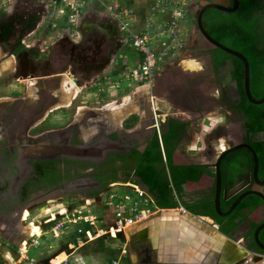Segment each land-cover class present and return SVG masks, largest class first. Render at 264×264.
Listing matches in <instances>:
<instances>
[{
	"label": "flooded vegetation",
	"instance_id": "flooded-vegetation-1",
	"mask_svg": "<svg viewBox=\"0 0 264 264\" xmlns=\"http://www.w3.org/2000/svg\"><path fill=\"white\" fill-rule=\"evenodd\" d=\"M2 41L0 46L6 45L4 39ZM78 48L63 41L47 53L37 55L33 53L36 48L15 45L13 51L16 52L18 63L11 75L13 84L9 92L5 90L0 93V235L10 239L12 244L1 237L0 242L16 250L20 256L19 247L26 246L29 235L33 237L31 229L26 230V222L40 206L62 200H77L79 204L90 201V204H94L113 187L139 189L134 178L141 166L171 171L168 154L165 157L162 152L161 161L155 148V105L150 94L138 95L136 100L133 98L127 104V101L116 105L103 100L85 102L79 97L82 90L78 84H75L76 87L74 82L71 85L72 81L66 73L51 70V64L56 62L53 58L56 50H67L66 56L70 55L73 61ZM22 51L33 57L32 71L20 69L18 53ZM44 64V69L38 68ZM76 80L78 83L79 79ZM157 81L151 86L154 89L158 86ZM180 101L191 119L197 120V114L201 112L195 103L188 98H180ZM125 108L129 109L123 112ZM127 115L130 117L124 121ZM170 119V115H164L162 134L168 132ZM189 123L191 125L193 122ZM242 126L244 122L242 125L238 122L232 125V137L238 138L236 145L252 146L253 142H264V139L252 141ZM231 134L229 131L228 136ZM261 135L264 133L257 136ZM183 136L186 141L188 132H184ZM158 139L161 141L159 135ZM173 145L174 162H188L186 152L179 147L180 140L173 141ZM70 147L87 150V156H45L48 151L64 152ZM226 165V170L228 166L231 167V163ZM231 168L234 174L239 166L236 163ZM242 179L240 183L243 191L232 196L236 189L225 190L222 198L227 201L249 190L264 194V186L257 185L249 177ZM154 208L162 210L156 206ZM57 216L59 218L53 215L52 219L44 223L49 224L50 228L70 224L71 221L63 217L65 214L58 212ZM78 219L81 220L80 217ZM210 219L211 222L207 221V224L221 232L222 226ZM256 229L251 225V220L246 219L226 235L253 254L254 260L248 264H254L257 256L264 255L254 240ZM152 250L150 244H136L130 248L132 264L133 258L138 262H145L148 258L156 260V253ZM58 259L59 256L53 257L50 264H56Z\"/></svg>",
	"mask_w": 264,
	"mask_h": 264
},
{
	"label": "rangeland",
	"instance_id": "rangeland-1",
	"mask_svg": "<svg viewBox=\"0 0 264 264\" xmlns=\"http://www.w3.org/2000/svg\"><path fill=\"white\" fill-rule=\"evenodd\" d=\"M203 1L204 0H185V3L194 6V14L189 10L186 12V9L180 7V5L177 6L175 2L172 3L170 8L183 9L182 11H185V18L188 13L192 16V24H190L188 36L186 38L187 42L180 48L181 54H185L186 59H184L185 62L180 61V63L175 64V62L179 60V57H175L173 61L175 65H170V77H165L167 73H164L163 70L165 69L164 67L162 68L161 74L157 77L159 92L157 93L154 91L152 94L155 95L157 99L161 96L165 98L166 94L168 95V92H171V88L169 89L163 86H165V84L168 85L169 80L173 78V82L176 81L179 85L190 84L192 86L191 95L193 97L195 94L197 95L198 103L201 102L210 105L207 106L208 109L210 108L209 111L215 108L219 109L217 108L218 104L215 99L216 97L219 98L221 103L220 110L222 112H219L220 110L216 112V114L213 115V120L210 117L202 121L197 132H192L191 134L192 147L196 148V153H198L196 160L203 163L212 162L214 164L224 150L238 143V138L232 137V125L237 122L243 123V120L240 119L234 111H230L226 101L222 102L223 92L227 89L233 100L238 99L237 89L230 75L232 61H229L226 67L220 69L217 78H213L211 75V57L209 54H206V52L213 48L203 39L197 27V18L200 11L198 5L199 3H203ZM108 14V19H103L96 14L92 18L86 17L84 23H80L78 18L72 22L73 25L70 30L69 38L66 41L71 45L79 46L73 61L70 55L66 56L67 50L58 49L53 55L56 62L55 64H51V70L55 73H66L67 76L73 80L79 79L78 85L76 84L81 87L79 89L82 90L79 97L85 102L103 100L105 102L117 104V101L131 96V93L135 91L134 87L122 86L124 82L123 78L113 77V59L119 52L121 46L118 43L121 31L118 20L110 14V11ZM178 14L182 15L181 12ZM183 16L184 15L181 16L180 20L184 19ZM6 24L8 25V23ZM13 24L15 26V22H13ZM5 26H2L3 32L6 31ZM93 28H96V31L92 32ZM155 30L158 31L159 29ZM102 32H104L105 35H101ZM175 32L181 34L180 29ZM164 37L169 41L173 40L169 34H165ZM3 39L4 41L7 40L4 36L0 35L1 43ZM17 42L18 40L15 38L8 39L6 45L0 46V93L5 90L6 92L11 90L13 84L11 69L17 67L18 63L15 56L11 54L16 55L13 48H15ZM156 43L158 45L159 41L157 40ZM68 48L71 49V47ZM47 52L48 50L45 51V53ZM18 55L20 58V69H23V71H32L34 69L31 61L33 57L23 51ZM170 55H173V53ZM190 63H195V65ZM44 67L45 64L38 68L44 69ZM129 82L131 84H136L131 81ZM73 85L75 86V84ZM140 88L153 89V87H147V85H140ZM207 100H209L210 103H207ZM168 103L170 102H158V106L163 111L164 115L177 114L181 116L180 110L171 107ZM242 128H244V126H242ZM229 131L231 134L230 136H228ZM258 139H264V135L252 137L251 140L257 141ZM208 150H213L215 152V156L211 161L207 158L206 152ZM248 160L245 156H235L228 164L231 163L232 167L237 163L239 166L238 171L244 172L247 169ZM138 193L139 192L135 189L117 186L109 190L94 204H90V201L88 203L79 204L77 200L66 202L62 200L51 203L50 205L45 204L44 206H40L26 222V224L28 223L26 230L28 231L31 229L35 237L29 240L26 246L21 250L19 260H15L9 252L5 253L0 249V264H40L56 256H59L56 264H60L65 259H67L68 264H111L112 262L117 264H132L126 233L114 232L115 201L118 197V200L121 202L122 198L128 195L141 197ZM114 196L116 197L113 198ZM146 207L147 204L144 205V208ZM58 212L63 213V215L65 214L63 217L71 222L64 228L53 231L52 229L58 226L50 228L47 226L48 224L46 225L44 222L52 219L53 215L59 218V216H57ZM79 217L81 220L78 219ZM112 225L113 233L110 232Z\"/></svg>",
	"mask_w": 264,
	"mask_h": 264
},
{
	"label": "trees",
	"instance_id": "trees-1",
	"mask_svg": "<svg viewBox=\"0 0 264 264\" xmlns=\"http://www.w3.org/2000/svg\"><path fill=\"white\" fill-rule=\"evenodd\" d=\"M239 2V10L233 14L216 9L208 10L203 16V26L215 41L240 52L247 58L251 70V95L253 99L261 100L264 98V0H239ZM209 3L220 4L227 8L233 7L234 4L233 0H204L198 6L201 10ZM206 54L211 57L210 68L213 78H217L220 69L232 61L230 75L236 83L238 99L233 100L227 89L223 92L222 102L226 101L230 111H234L243 120L246 134L250 139L264 133V104L254 105L247 99L243 62L218 48L207 51ZM169 125L168 132L163 134V145L168 154L170 176L165 168L157 171L152 166H141L134 178V183L138 185L139 189L151 197L154 206L162 210H174L181 205L175 198L172 184L177 190H201L206 187L215 188L216 183L215 177L212 181L209 180L210 176L206 166L190 165L184 160L180 163L174 162L173 150L175 147L173 141L181 140L180 134L185 125L175 120H170ZM155 144L162 161V146L157 134ZM252 147L260 159L259 178L264 179V142H253ZM235 156H245L247 160L249 159L247 168L249 171L253 170L252 155L248 150L241 149L226 157L222 162L224 178L226 176V163ZM238 169L235 170L239 173L235 172L234 175L242 173ZM225 190H227V186L224 180L223 191ZM214 198L215 193L195 204L186 203L184 207L196 216L212 218L222 226L221 232L224 235H229L242 220H251V225L255 229L264 222V202L256 196L246 198L227 218H221L217 215ZM237 198L238 195L226 201V198L223 197L221 201L222 210H229ZM259 238L264 244V231Z\"/></svg>",
	"mask_w": 264,
	"mask_h": 264
},
{
	"label": "crops",
	"instance_id": "crops-1",
	"mask_svg": "<svg viewBox=\"0 0 264 264\" xmlns=\"http://www.w3.org/2000/svg\"><path fill=\"white\" fill-rule=\"evenodd\" d=\"M115 0H82L81 2V9L77 12L78 14V21L80 23H84V19L86 17L92 18L94 15L108 19L109 10L111 6L114 5ZM163 1L167 0H120L119 4L121 5L122 9L125 12H128L130 16V24L132 26L133 31H141L147 28H156L160 29L163 24L166 22L167 18L175 17L177 21H179L178 29L181 30L184 37L187 38L188 36V29L190 28V24H192L191 19L192 16L188 13L187 17L185 18V14L181 13L183 16V20L181 19L180 11L183 9H173L170 8L167 14L162 13H155L154 7ZM176 3L177 6L186 9V12L192 11L193 14L195 13V8L192 5L185 3V0H172ZM64 0H0V35L4 36V38L8 39H17V45L25 46L27 48H36L35 52L37 55L45 53V51L52 49L56 45L60 44L63 41H66L69 38L70 30L73 25L72 17L74 16V12L70 9L66 10L64 15H59L58 10L63 7ZM10 17H9V16ZM9 17V19H8ZM13 18V19H10ZM10 21V23H9ZM181 21V22H180ZM15 22V26L13 24ZM8 23V25L6 24ZM7 25V26H5ZM17 25V26H16ZM2 26H5L6 31L3 32ZM96 28L92 29V32L96 31ZM106 32V31H104ZM102 32L101 35H105ZM9 35V36H8ZM120 39L118 43L120 46L119 52L115 55L113 59V77L123 78L124 82L122 86L125 87H134L135 91L131 93V96L127 98H123L120 101H117V104H126L131 99H137L138 95H151L154 91L157 93L159 92V87L157 86L156 89H147V88H140L142 84H131L127 79L129 73L139 64H141V55L136 52L131 45L129 38L120 33ZM5 40V42L7 41ZM1 45V41H0ZM1 50V49H0ZM18 54H21L18 53ZM175 54V55H174ZM181 50L175 51L173 55H167L166 62H164V73H167L165 77H170V65L174 64L175 57H179V60L175 62V64L181 62H185L186 59L185 54H181ZM5 55V54H4ZM16 57V55H13ZM182 57V58H180ZM174 64V65H175ZM15 68H12L11 73H13ZM169 74V75H168ZM124 75V77H123ZM70 81L72 79L70 78ZM72 85V82H70ZM235 83V82H234ZM236 86V83H235ZM139 89H138V88ZM163 87L171 88V92H168L164 97H158V102L161 101H169L168 103L171 107L180 110L181 116L177 114H170L172 119L177 122L184 124V128L180 134V148L182 151H185L188 158V164L190 165H202L206 166L208 173H209V180H213L216 178V170H215V163L212 162H199L196 160V153L197 149L192 147L191 142V134L192 132H197L199 125L202 121L209 119L213 120V115L216 114L221 108V103L219 98H215L217 100V108L219 109H212L209 111L206 103L197 102V95L193 97L192 94V86L190 84H182L179 85L178 82L174 81L173 78L169 80L168 85L165 84ZM237 89V87H236ZM176 93V94H175ZM160 96V95H159ZM215 97V96H214ZM180 98H188L191 102L195 103L198 111L200 114H197V120H192L191 116L188 115L187 110L184 108L183 102L180 101ZM210 103L209 100L206 101ZM116 105V104H113ZM207 109V110H206ZM206 110V111H205ZM219 112H222L221 110ZM223 118V117H221ZM215 119V118H214ZM190 121L193 123L190 125ZM220 121V120H219ZM221 123V122H220ZM243 123H239V125ZM238 126V125H237ZM184 132H188V139L184 141ZM164 134V133H163ZM162 134V136H163ZM162 146V152L166 157V152L164 149L163 141H160ZM225 151V150H224ZM223 151V152H224ZM208 160H212L215 156V152L213 150H208L207 152ZM219 158V157H218ZM218 160V159H217ZM217 162V161H216ZM230 165V164H229ZM251 171L248 168L242 172L239 176H235L233 174V170L230 166L227 167L226 176L224 178L227 186V190L232 188L238 189L241 188L240 178L246 179L249 177V173ZM167 174L170 176L169 170H167ZM242 179V180H243ZM173 192L175 194V198L180 205L179 208L174 209L178 210L180 213H185L188 210L185 209L186 203L195 204L199 201H203L207 199L208 196H211L215 193V188L206 187L205 189L201 190H177L175 186L171 185ZM150 197V196H149ZM151 198V197H150ZM202 199V200H200ZM199 200V201H198ZM162 211V210H161ZM203 218L204 224L206 226H210L207 224V221L211 222L210 218H206L203 216H199ZM33 233V232H32ZM33 237L35 234L33 233ZM32 237V238H33ZM257 259L254 261V264H264V257L257 256Z\"/></svg>",
	"mask_w": 264,
	"mask_h": 264
},
{
	"label": "water",
	"instance_id": "water-1",
	"mask_svg": "<svg viewBox=\"0 0 264 264\" xmlns=\"http://www.w3.org/2000/svg\"><path fill=\"white\" fill-rule=\"evenodd\" d=\"M233 7L227 8L220 4L209 3L205 5L198 14L197 27L203 39L214 49L218 48L225 53L241 60L245 67V94L250 103L254 105H263L264 98L261 100L253 99L251 95V70L247 58L238 51L230 49L223 44L215 41L205 30L203 26V16L210 9H216L225 13L233 14L239 10V0H233ZM34 79L35 77H31ZM77 84V80L74 79ZM129 108L123 109L128 110ZM126 118H123L125 121ZM163 141V136L161 137ZM246 149L250 152L253 158V170L249 173V179H253L259 186H264V180L259 178L260 159L255 149L249 144H238L225 150L215 163L216 170V183H215V198L214 205L216 213L219 217L225 218L230 216L239 205L248 197L256 196L264 202V194L257 190H249L243 192L233 203L231 208L223 212L221 201L223 195V171L222 162L229 155L241 150ZM65 152V153H64ZM64 152L48 151L46 157L68 156L70 158L87 156V150L81 148L70 147ZM45 153V154H46ZM243 188L235 190L232 196L243 191ZM225 194V193H224ZM231 196V197H232ZM174 213V214H172ZM203 218L196 216L192 213H180L178 210H162L157 215L152 216L150 219L129 228L125 233L128 239L129 247L134 248L136 244H150L152 251L156 253V260L148 258L145 262H138L133 258L134 264H248L254 260L253 254L244 250L235 240L231 237L224 235L217 228L206 226ZM47 225V224H46ZM49 226V224L47 225ZM264 230V223L261 224L254 231V240L256 245L264 251V245L260 241V233ZM1 238L11 243L3 235ZM31 235L28 236L27 242L31 240ZM12 244V243H11ZM25 246H20L22 250ZM0 249L5 253H10L12 258L19 260L20 254L6 244L0 242ZM264 257V255H262ZM50 259L41 262L40 264H50Z\"/></svg>",
	"mask_w": 264,
	"mask_h": 264
},
{
	"label": "built area",
	"instance_id": "built-area-1",
	"mask_svg": "<svg viewBox=\"0 0 264 264\" xmlns=\"http://www.w3.org/2000/svg\"><path fill=\"white\" fill-rule=\"evenodd\" d=\"M12 0H10L11 2ZM120 0H116L114 5L109 8L110 14L119 22V28L123 35L129 38L131 45L134 50L141 55V64L136 66L128 75L127 79L136 84L147 85L151 87L157 77L161 74V70L164 67V61L169 54L180 50L182 46L187 42L183 33L175 32L178 31L179 21L175 17H170L166 20L163 26L156 31V28H147L138 32L133 31L130 24V16L128 12H125L121 5ZM82 0H64V5L58 10L59 15H64L67 9L74 12L72 17V22L78 18L77 12L81 9ZM172 1H163L158 3L154 7L155 13L167 14L170 7L172 6ZM173 8V7H172ZM183 13V11H180ZM171 35V41L165 39L164 35ZM157 35V36H156ZM159 38V39H158ZM157 40L159 44L157 45ZM164 71V70H163ZM151 101L155 105L154 107V124L153 128L161 138L162 136V123L164 120V113L158 106V101L155 95L151 94ZM138 194L141 197L135 196H125L122 198L121 202L118 197L115 201V223L114 232H126L129 228L136 226L146 220L150 219L152 216L157 215L161 210H156L152 199L144 191L136 188ZM114 196L113 198H115ZM111 199V196H110ZM147 207L144 208V205ZM152 206V207H150ZM61 226V227H60ZM52 230H60L64 228L60 225ZM113 233V225L110 230ZM60 264H68L67 259H65ZM117 264V263H111Z\"/></svg>",
	"mask_w": 264,
	"mask_h": 264
},
{
	"label": "bare ground",
	"instance_id": "bare-ground-1",
	"mask_svg": "<svg viewBox=\"0 0 264 264\" xmlns=\"http://www.w3.org/2000/svg\"><path fill=\"white\" fill-rule=\"evenodd\" d=\"M196 63V62H195ZM195 63H190V64H194L195 65ZM192 68V67H191ZM200 68V67H199ZM196 69V68H195ZM73 82H74V80H73ZM73 84V83H72ZM75 84V83H74ZM172 214H174V213H172ZM33 232V231H32ZM36 233V232H35Z\"/></svg>",
	"mask_w": 264,
	"mask_h": 264
}]
</instances>
